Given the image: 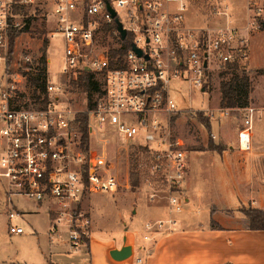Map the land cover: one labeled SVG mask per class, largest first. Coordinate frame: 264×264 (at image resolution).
<instances>
[{
    "label": "built area",
    "instance_id": "built-area-1",
    "mask_svg": "<svg viewBox=\"0 0 264 264\" xmlns=\"http://www.w3.org/2000/svg\"><path fill=\"white\" fill-rule=\"evenodd\" d=\"M35 1L0 0V189L8 205L7 232H24L14 222L23 212L13 200L24 197L47 207L50 243L78 249L91 226L82 200L94 192L116 191L120 184L108 157L112 144L140 146L149 157L146 169L166 186L167 212L182 213L187 153L171 133V119L178 110L169 82L187 80L203 93L212 66L226 69L246 60V39L228 21L225 0H198L214 18L226 20L203 27L187 22L193 0H49L50 35H60L64 43L61 73L75 79L89 71L100 86L93 106L80 111L63 99L64 83L48 81L49 58L42 68L40 57L19 59L15 43L11 47L10 33L23 25L24 12ZM246 5L253 12L247 30L254 31L262 6L257 0ZM241 110L245 115L237 149L245 152L250 149L256 108ZM81 112L86 113L85 146L77 116ZM165 223L160 218L145 221L144 239L151 232L174 229L175 220Z\"/></svg>",
    "mask_w": 264,
    "mask_h": 264
},
{
    "label": "rangeland",
    "instance_id": "rangeland-1",
    "mask_svg": "<svg viewBox=\"0 0 264 264\" xmlns=\"http://www.w3.org/2000/svg\"><path fill=\"white\" fill-rule=\"evenodd\" d=\"M257 1L262 6V11L256 17L259 27L254 28L253 31L252 29L247 30L249 17L253 15V12L247 10L246 3L248 0H225L228 6L227 18L233 21V24L237 26L240 33L246 37L249 33L254 32V51L252 56L254 68L250 67L249 51L247 48L246 60L240 62L238 65L239 69L244 70L250 80V94L252 96L250 98L249 94L248 105H253L256 108L253 128L254 136L250 138V149L247 152H236L237 131L241 128V121L245 115L244 111H237L234 112V115L228 116L230 115V110L226 108L228 113H225L224 109L219 107L220 73L225 68H218L214 65L210 71H207L203 93L190 86L187 80L171 79L169 82L170 94L178 110L171 119V133L175 139H179L182 142V148L186 150L187 161L191 171L189 175L190 184H193L192 186L198 190L205 192L200 195L202 199L201 209H205L209 205H214L217 208L225 200L223 196L227 194L228 204L232 215H234L233 219L238 217L235 215L236 207L237 205L240 206V204L234 201L235 189L233 181L229 178V174H226L224 166L238 164L241 169L240 180L242 181L246 179L247 170L244 154L251 152L252 144H254L255 151H260L258 149L259 146H262L261 151H264V0ZM49 9V0H36L33 6L24 12L25 15H29L35 11L39 13L32 19L27 30L16 39L15 51L17 52V57L19 59L29 57L32 60H36L45 52V57L50 59L46 67L48 70L46 74V76L48 75V81L52 84L64 83L65 91L63 99L70 103L72 109L84 110L88 103L86 94L72 87L71 81L76 78L64 76L60 71L64 43L60 35H50L53 26L51 19L48 18L49 16L47 17ZM190 9L187 12V22L189 23H198L203 27L204 25H210L217 19L209 14L208 9H203L198 0H193L190 3ZM33 68L35 69L34 72L38 74L39 68L36 66ZM94 98L95 94L92 95L91 99L93 100ZM199 111H203L206 115H209L210 131L198 121L195 113ZM230 145L231 147L228 149ZM207 146L215 148V150L225 147L227 159L221 160L213 152L194 150ZM109 147L108 157L114 161L120 184L116 191L94 192L87 195L82 200V207L89 212L91 217L90 234L88 237L92 236L94 234H92V231H94V228H97L102 229L101 231L104 235V231H107L106 236H109V238L121 241L122 233L126 230V226H129L131 222L132 224L141 223L143 225L147 220L146 216L141 215L145 204L161 207L164 211L165 209L167 210V192L166 186L162 183L160 176L146 169L150 163L149 157L140 146L112 144ZM210 171H212L213 175ZM199 172H203V177H198L197 174ZM131 174H134L133 177L137 181L135 187L131 186ZM152 193L156 194L153 199L150 197ZM13 198L17 207L16 209L23 212V216L15 219V222H18L24 228L25 233L21 236H9L7 233L6 210L8 209V205L0 189V244L8 248L25 246L27 242H34L35 239L25 236L32 229L25 222L28 216H34L36 227L44 235L41 227L44 226L43 221L46 219L48 213L45 204L34 211L33 201L19 196ZM188 204H185V208ZM242 207L244 211L249 208L247 205H242ZM134 208L136 212L133 210ZM218 217L219 215L217 214L216 218ZM149 220L155 219L149 218ZM226 223H229V221L226 220ZM232 223L241 224V221L236 220L232 221ZM134 237L137 238L135 233ZM43 238H45V242L47 241L48 244H54L48 242L47 235L42 237L40 241ZM135 241L138 242L137 239ZM83 245L85 248L88 243L83 242Z\"/></svg>",
    "mask_w": 264,
    "mask_h": 264
},
{
    "label": "crops",
    "instance_id": "crops-1",
    "mask_svg": "<svg viewBox=\"0 0 264 264\" xmlns=\"http://www.w3.org/2000/svg\"><path fill=\"white\" fill-rule=\"evenodd\" d=\"M225 21L218 18L210 25L225 24ZM228 21L234 25L231 19ZM243 37L245 36L243 35ZM245 39L249 51L250 67L254 68L252 64L254 32L249 33ZM251 96L252 94H250V98ZM228 110H230L228 116H231L235 114L234 112L241 111V108H228ZM251 136H254L253 130ZM230 147L231 145L228 149ZM261 148L262 146H259L260 151H255L254 144H252L251 152L244 154L247 170L246 179L242 181L240 180L241 169L238 164L224 166L226 174L228 173L229 178L233 181L234 201H237V204L241 206L237 205L235 215L238 217L234 219L228 204L227 194L223 196L225 200L217 208L214 205H209L205 209H201L202 199L200 195L205 192L190 184L189 175L191 171L187 161V171L182 186L185 204L189 203L185 210L176 215L168 213L166 209L164 211L161 207L145 204L141 211V215L146 216L147 220L160 218L167 222L165 225L169 224L168 220H175L173 230L151 232L149 239H144L146 234L144 224L137 223V225L131 222L129 226L125 227L122 240L117 241L106 236L107 231H104V235L102 229L94 228L92 231L94 234L88 237V241L87 239L84 241L88 243L85 248L82 243L78 249L70 250L65 244L54 243L51 245L47 241L45 242V238L40 241L42 237L47 235L48 212L43 221L44 226L41 227L44 235L36 227L34 216H28L25 219L27 225L32 227L31 232L25 236L35 239L34 242L30 241L25 246L15 248H8L0 244V264H264V230H254L248 227L242 207V205H247L249 208L264 211V151H261ZM199 152H213L221 160L227 159L225 147ZM236 152L245 153L238 149ZM202 173L199 172L198 177H203ZM210 173L213 175L212 171ZM33 206L34 211H36L41 208L42 204L33 203ZM133 210L136 212L135 208ZM217 214L219 215L218 218H216ZM6 218L8 224L7 214ZM226 220L229 223H226ZM236 220L241 221V224L232 223ZM15 223L19 224L18 222ZM132 231L137 238L134 237ZM23 233L16 236H21ZM8 235L14 236L9 233ZM125 245L130 246V256L122 260L111 257V250L120 249ZM137 258H140L139 262L136 261Z\"/></svg>",
    "mask_w": 264,
    "mask_h": 264
},
{
    "label": "trees",
    "instance_id": "trees-1",
    "mask_svg": "<svg viewBox=\"0 0 264 264\" xmlns=\"http://www.w3.org/2000/svg\"><path fill=\"white\" fill-rule=\"evenodd\" d=\"M39 13L35 11L29 15H25L24 23L16 31L10 33V44L13 47L16 39L19 35L27 30L32 19ZM12 49V48H11ZM45 52L40 57L39 61L42 68H45ZM229 75L228 77H226ZM221 80L219 82V107L221 109L226 108H242L249 104V94L251 92L250 80L248 75L244 70L239 69L237 64H230L227 68L220 73ZM33 83H38L39 81L31 77ZM71 85L75 90L79 92H84L88 98L87 109L93 106L92 95L100 93V86L95 80L94 75L89 71H83L80 75L76 77L75 80L71 81ZM205 87V85H204ZM196 117L198 121L203 124L209 131L211 129L209 115L205 112H196ZM78 118L81 119V131L83 135L84 146L87 139V129H86V113H78ZM175 118V117H174ZM211 147H201L194 149L196 151H208L212 150ZM215 149V148H214ZM131 186L135 187L137 185L136 179H134L131 174ZM244 216L247 221V225L250 229L264 230V211L257 208H248L244 211ZM213 224V223H212Z\"/></svg>",
    "mask_w": 264,
    "mask_h": 264
},
{
    "label": "water",
    "instance_id": "water-1",
    "mask_svg": "<svg viewBox=\"0 0 264 264\" xmlns=\"http://www.w3.org/2000/svg\"><path fill=\"white\" fill-rule=\"evenodd\" d=\"M107 8L109 9V11L111 12V15L114 16V11L112 10V8H110V6L107 4ZM116 23H117V27L121 33V37L124 38L125 36V31L124 29H122L121 27V24L118 20H116ZM263 27H264V23H263ZM135 51L137 52L138 55L141 54V51L140 49L138 48H134ZM131 254V249H130V246L129 245H125V246H122L120 249H113L110 251V255L112 258L116 259V260H122V259H125L127 258L128 256H130Z\"/></svg>",
    "mask_w": 264,
    "mask_h": 264
}]
</instances>
